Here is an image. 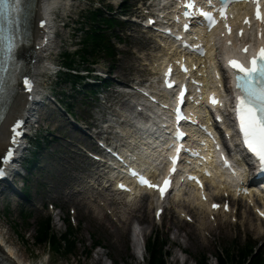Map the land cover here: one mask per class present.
Segmentation results:
<instances>
[{
  "label": "rangeland",
  "instance_id": "1",
  "mask_svg": "<svg viewBox=\"0 0 264 264\" xmlns=\"http://www.w3.org/2000/svg\"><path fill=\"white\" fill-rule=\"evenodd\" d=\"M139 1L143 0H124L128 14L121 17L126 24L123 29L114 31L117 38L111 37V43L117 50L112 67L108 69L110 64L102 58L91 67L106 73L104 76L108 80L107 86L97 90L95 96L84 93L73 95L67 91L68 86L58 85L57 76H54L55 66H58L61 54L66 52L72 55L76 49L79 50L81 33L73 36L72 30L75 22H83L84 12L94 9V3L96 7L110 6L111 14L116 16L119 14L120 0L51 1L54 5H60L50 10L54 36L50 50L44 54L46 66L44 63L43 70L38 69L37 77L42 96L36 99L28 119L29 129H32L28 140L33 144L28 145V151L25 150L22 157L25 156L30 162L17 161L14 165L22 177L16 175L8 178L11 188L17 193H13L8 185H0V237L14 256L20 258V263L145 264V252L141 246L153 234L164 243L165 264H199L201 257L205 264H216L215 258H221L224 251L229 250L235 255L245 242L264 256V224L261 222L260 225L254 217L247 201L231 204L228 209L230 213L225 217H208L202 210L193 209V204L176 203L171 206L167 202L168 208L157 222L152 216L154 206L151 200L142 199L136 201L134 206L143 205V212L141 210L140 213L150 224H140L134 217H128L134 206H127L129 210L121 206L118 204L120 199L112 197L109 190L99 193L96 184L93 188L88 178L89 174L95 178L98 174L81 156L84 147H93L91 139L83 135L93 136L86 127L105 121L113 124L117 122L114 114L130 113L132 108L121 92L135 81L152 79V74L158 70L155 67L157 59L163 55V50L156 44L157 38L130 22L134 19L132 14L140 16L136 11ZM87 2H91V5ZM84 67L78 66L79 69ZM61 92L64 98L59 94ZM67 104L71 105L69 113L72 121L60 109L61 106L67 108ZM34 140L39 143L36 144ZM33 152L36 154L32 155ZM255 200L259 206L261 199ZM254 202L252 200L251 203ZM50 206L57 210H51ZM86 209L95 212L94 215L98 214L95 222L85 215ZM20 212L30 215L26 223L19 218ZM186 215L191 224L184 222ZM45 217L49 218V229L56 236L62 235L66 228L62 221L68 220L70 239L76 242L72 253L54 255L46 246L39 247L32 243L35 225L39 218ZM119 230L127 236L122 237L121 242L113 238L114 232ZM131 232H142L140 241L131 239ZM94 242H98L97 249L92 248ZM131 252L133 256L130 258L128 253Z\"/></svg>",
  "mask_w": 264,
  "mask_h": 264
},
{
  "label": "trees",
  "instance_id": "2",
  "mask_svg": "<svg viewBox=\"0 0 264 264\" xmlns=\"http://www.w3.org/2000/svg\"><path fill=\"white\" fill-rule=\"evenodd\" d=\"M123 9L124 7L121 6L120 10L122 11ZM84 13L85 14L82 16L83 22H81V24L77 22L75 28V34L78 32L81 33V37L78 40L79 50L72 55L66 52L60 55L59 67L66 72H57L56 76L58 80L56 83L59 82L58 85L68 86L67 91H70L73 95L84 93L93 96V87L88 88L86 83L80 82L81 79L79 76H75L71 72L78 73V66H87L92 63V61L96 62L99 58L104 59L111 67L112 63L115 61L114 57L116 54V50L111 43V37L117 38V36L114 35V31L121 29L124 24L119 23L114 18L104 16L98 9L91 8ZM75 84H78L76 89H74ZM104 84L105 83L102 82L103 86ZM60 94L64 98V94ZM92 96L90 97L91 99H93ZM34 142L39 143L37 140H34ZM29 216L28 213L20 212L19 214V218L25 223ZM34 232L35 235L32 238V243L39 247L46 246L50 253L54 255H69L73 252L76 245V242L70 239L71 231L68 224L62 235L56 236L49 229V220L38 219ZM20 239H22V237H20ZM96 244H98V242H94L93 245ZM163 247L164 243L161 242L157 236L153 235L147 238L143 246L145 264H164L163 258L166 256V252L163 251ZM253 250L254 246L245 242L243 248L236 250L235 255H232L229 250L224 251L221 258H215L216 264H245L248 258L246 264H264L263 254H261L259 250L252 254ZM199 264H205L202 257L200 258Z\"/></svg>",
  "mask_w": 264,
  "mask_h": 264
},
{
  "label": "bare ground",
  "instance_id": "3",
  "mask_svg": "<svg viewBox=\"0 0 264 264\" xmlns=\"http://www.w3.org/2000/svg\"><path fill=\"white\" fill-rule=\"evenodd\" d=\"M52 0H32L31 2V10H30V15H31V24L33 25V27L31 28V37L33 38V42L31 44V46L28 48L27 51V58L28 60L31 61V63L29 65H27L24 68L25 73H28L31 77H33L35 79L34 84L35 88L33 89V97L31 98L30 102H27V96L24 95H20L18 93L14 94L12 101L10 102V105L8 106V110L5 113L4 118L2 119V122L0 124V152L1 150L4 148L5 145V140L7 137V127L9 126L11 120L15 117H17L18 115L23 119L28 120L30 118V113L31 111H33V106L36 104V99H39L38 97H41L42 93L40 91V85L38 83V78L39 77V72L38 69H42L44 67V63L46 66L47 61H43L44 59V54H46L50 49V44L51 41L53 39L54 36V32H53V26L51 25V18H50V10L52 9V6H54V3L51 2ZM55 1V0H54ZM239 9H242L243 7H238ZM45 20V28H38V24L41 22V20ZM36 24V25H35ZM238 29V28H237ZM242 30V35L240 36V38L234 40L233 38H228L227 41L232 42L233 44H236L237 41H243L244 37L248 35V30L245 31V29L241 28ZM39 35V37H38ZM220 34H218L217 36H219ZM216 35L210 36L209 39L212 40L213 38H218ZM157 37L159 38V40H157L159 46L161 45V47L164 49L165 53H164V57H168L169 54L173 53V46L172 44H168L165 42L164 39H162L159 35H157ZM156 42V43H157ZM210 59L208 60L209 65H211L214 68V62H215V58H213V56L215 55L214 50L211 49L210 52ZM49 65V63L47 64V66ZM200 65H203V69H201L200 74L201 75H205L207 77L208 75V67L205 65L204 61H202V63H200ZM79 69V68H78ZM82 70V72H84V77L80 78L81 81L84 80V82H87L86 84L90 87H94L95 88V84L97 83L96 86L98 89L101 88V83L97 82L96 79H93L91 77V75L89 74L90 70L88 69H80ZM41 72V71H40ZM216 73V72H215ZM220 77V76H219ZM220 83V82H219ZM77 84H75V88L76 89ZM35 97V98H34ZM68 105V104H67ZM61 109L64 111L66 110L63 114L66 117H69L70 121H72V117L70 116L71 114L69 113L70 110V105H68L67 108H64L61 106ZM28 122V121H27ZM87 139H88V135L87 134H83ZM93 141H91L92 143ZM23 146L28 147V143L23 142L22 143ZM89 148V147H88ZM87 148V150H88ZM28 151V149H27ZM36 153L33 152L32 155H35ZM99 151L95 149V147H92V149L90 148L88 150V153H81V156L83 159H85V161H87L88 165L93 169V172H95L96 174H99L100 168L95 161H91V159L89 158V156H94V155H99ZM154 154V152L152 150L146 151L144 153V155L142 156H146V159H149L152 155ZM152 158V157H151ZM13 163H16L15 161ZM26 170V169H25ZM8 172L11 173L12 171L10 169H8ZM88 178H90V182L92 184V186H94V184H96L97 179H95V176L92 174L88 175ZM208 183L210 185H213L215 188H218L221 190V192H227L226 191V181L224 180V178L222 176L219 177H214V179L212 180H208ZM189 194L184 196V200L185 202H189V200H192V202H194L195 206L197 207V209L202 210L203 212L204 210V205L202 202H195V193H193V191L188 190ZM105 192V190H103V188H101V190L99 191V193H103ZM98 193V195H99ZM215 193V191H214ZM120 197V200L118 201V204H120L123 207H126L128 210L130 208L127 207V205H125L124 203H122L123 198H125V195H120L117 194ZM115 195V196H117ZM242 199H246V200H250V196L248 197H243ZM71 202V201H70ZM261 205H262V209L264 210V196L262 197V201H261ZM117 204V203H116ZM234 204V203H233ZM129 205L134 206L135 202L132 201ZM145 207V206H144ZM142 208V209H141ZM187 209V207H185ZM81 210V209H80ZM127 210V211H128ZM142 210L143 212V205H140L138 207L134 206V208L132 209V211H129L130 213L128 214L129 216L134 217L138 223H146L147 225H149L150 223L147 222V219L142 216V214L140 213V211ZM82 211V210H81ZM95 213V212H94ZM94 213H92L90 211V209H86L85 211V215L89 217V220L95 222L96 218H98L96 215H94ZM206 213H208V215H210V211L206 210ZM89 214H92L91 216ZM145 214V213H144ZM143 214V215H144ZM226 215H223V217H225ZM104 218V216H103ZM202 218V217H201ZM197 222H199L197 220ZM260 225H262L261 222H259ZM195 224V223H194ZM115 234H113V238H115L117 240V242H121V238H126V233L124 231H117L114 232ZM142 233V232H141ZM139 233V235L141 234ZM125 243V242H124ZM1 246H3V248L1 249ZM125 247V246H124ZM126 249V247H125ZM0 254L4 256V262L8 263V264H17L19 261L18 258H16L14 256V254L11 252L10 248L6 245V242H4L2 240V238L0 237ZM128 257L131 258L132 252L128 253ZM11 259L13 260V262L11 261ZM24 264V263H22Z\"/></svg>",
  "mask_w": 264,
  "mask_h": 264
},
{
  "label": "snow or ice",
  "instance_id": "4",
  "mask_svg": "<svg viewBox=\"0 0 264 264\" xmlns=\"http://www.w3.org/2000/svg\"><path fill=\"white\" fill-rule=\"evenodd\" d=\"M256 3V18L257 20H262L264 17L261 16L259 0H255ZM227 4L223 5L219 11L221 16L224 15ZM185 15H190L185 13ZM202 18H206L208 21L209 27L215 24V20L210 12L202 11L200 13ZM188 25H185L187 30ZM229 67L233 68L237 73V85L236 87L241 89L243 95L236 97L235 104V114L236 119L239 123V132L243 136V144L247 151L251 153V157H254L259 164V175L261 178H264V48L260 49L259 54H254L250 60V66H245L236 60H229ZM170 88L171 84L168 85ZM23 87L26 91H30V84L28 81H24ZM183 97V93H181ZM211 102L213 105L219 104V101L215 99V96L212 97ZM219 119V117H217ZM24 127V122L21 121L17 124L16 128L13 129V132L17 137L23 134L22 129ZM179 135H183L182 133ZM219 147V146H217ZM180 149H177L179 154ZM12 153H8L9 159H11ZM249 157V159H251ZM173 168L171 173H175L177 157L172 159ZM225 166L230 167L227 160H225ZM235 174V173H234ZM4 172L0 171V176H3ZM133 176H136L137 173L133 172ZM190 179H196L195 177H190ZM139 182L141 185H146L149 188H156L158 186L152 185L144 176H139ZM165 186L170 185V179H165ZM121 188H124L123 185H120ZM165 188H159L161 198L165 195ZM220 206L213 204L212 208L218 209ZM225 210L228 209V205H224ZM160 211L157 212V217L160 216ZM264 215V213H261Z\"/></svg>",
  "mask_w": 264,
  "mask_h": 264
}]
</instances>
